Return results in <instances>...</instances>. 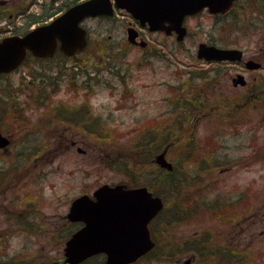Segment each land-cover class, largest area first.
I'll return each mask as SVG.
<instances>
[{
  "label": "rangeland",
  "instance_id": "374dc122",
  "mask_svg": "<svg viewBox=\"0 0 264 264\" xmlns=\"http://www.w3.org/2000/svg\"><path fill=\"white\" fill-rule=\"evenodd\" d=\"M0 1L11 4L15 11L30 0ZM119 15L117 25L122 34L130 18ZM13 21L17 26L22 25L17 19ZM220 24L207 13L192 20L189 38L183 45H175L174 54L162 53L166 56L164 60L158 58L160 55L150 57L156 55L150 49L145 59H141L143 52L139 48L121 50V54H115V62L120 66L124 82L110 71L102 73L101 80L95 84V94L88 97L81 95V87L72 78L65 77L66 82L57 88L61 90L59 95L44 108L61 102L73 106L83 101L90 103L98 119L95 130L92 129L98 133L95 135L75 122L55 119L50 114L53 107L42 109L36 104L33 99L47 83L36 79L34 74L31 76L28 68L0 77V108L9 109L0 130L15 139L10 152H0V182L6 181L0 183V264L56 262L64 248L63 234L69 229L65 216L72 199L84 192L91 194L103 184L131 182L132 175L139 182L147 180L145 171L153 168L145 156L144 135L148 133L158 135L161 142L169 139L174 142L167 158L177 168L173 176L176 184L171 178V183L158 182L157 187L166 204L176 209L173 216H179L178 212L181 215L170 229L174 230L173 238L205 237L209 255L188 254L174 263L146 260L141 264H185L189 258L190 264H221L219 252L211 251L221 244L239 256L233 245L228 246L236 242L242 250L238 264H264V107L235 108L232 104L242 96L231 83L236 68L227 67L223 80L212 87L201 79L211 75L208 71L212 68L206 69L195 57V47L206 42L208 31L211 30L213 37L221 35ZM112 25L96 21L92 26ZM149 37L155 49L173 43L162 35ZM223 37L227 43L238 44L253 53L259 35H251L246 29L232 30ZM97 44L102 43L98 41L92 51L101 47ZM220 93L224 96L215 95ZM207 97L209 100H205ZM175 101L176 110L171 106ZM209 101L220 102V110L225 111L221 114L225 116H208ZM229 114L234 118H229ZM173 135H177L176 140ZM21 138L23 142L19 145ZM249 141L253 142L251 147ZM26 153H31V157ZM19 155L24 161L12 172L11 163ZM215 160L220 162L216 173L213 172ZM201 161L207 168L205 176H190L188 171H194ZM217 199L222 205L226 200L238 201L240 207L234 206L233 210L228 208V203L224 204L223 214L220 209H208ZM199 202L206 204L205 214L185 212L187 205ZM178 204L184 206L178 210ZM167 243L164 239V244Z\"/></svg>",
  "mask_w": 264,
  "mask_h": 264
},
{
  "label": "water",
  "instance_id": "95a60500",
  "mask_svg": "<svg viewBox=\"0 0 264 264\" xmlns=\"http://www.w3.org/2000/svg\"><path fill=\"white\" fill-rule=\"evenodd\" d=\"M234 0H116V6L126 9L142 25L148 23L151 30L175 31L182 41L187 33L183 27L186 16L195 15L204 8L210 13H226ZM110 0H90L75 6L47 26L37 28L23 38L14 37L0 42V74L16 69L24 60L27 50L35 55H45L60 41L62 50L73 53L85 44V31L80 22L89 16L111 15ZM168 22L170 26L165 27ZM129 32V38H133ZM199 58L206 60H240L239 50H220L200 45ZM250 69L258 68L248 62ZM236 84H245L243 76H238ZM8 141L0 136V147ZM158 164L172 170V165L158 156ZM96 200L89 196L77 198L71 207L69 219L82 221L85 226L67 242L66 263L80 264L87 258L105 253L107 264H130L149 252L154 243L150 238L149 222L161 211L162 200L153 197L147 188L125 189L119 185H104L95 193Z\"/></svg>",
  "mask_w": 264,
  "mask_h": 264
},
{
  "label": "flooded vegetation",
  "instance_id": "af4514ba",
  "mask_svg": "<svg viewBox=\"0 0 264 264\" xmlns=\"http://www.w3.org/2000/svg\"><path fill=\"white\" fill-rule=\"evenodd\" d=\"M80 3V0H47L43 5H41V9L44 10L43 15H32L31 13L26 17V21L28 23H31L32 21L37 22V24L41 23L44 24L45 22H48L50 18L55 17L57 15L62 14L72 6ZM7 2H4V4L0 5H6ZM11 5V4H10ZM20 8H17L15 10L16 12L19 11ZM22 10V9H21ZM209 14L207 10L204 12L195 15L190 16L185 19L184 25L187 28L188 34L187 38H189L190 34V27L189 23L192 20H195L202 16L203 14ZM123 14L130 18V21L128 22V28L132 27L136 29L138 39L143 43H141L140 47L143 48V57L146 56V51L149 49H153L155 52H157L159 55L162 53H167L168 51L170 53L174 54V47L176 45V33L172 32L171 34L167 35L164 31H156L152 32L148 25L146 27H142L138 21H135L134 19L129 16V14L123 13V12H115L113 17L107 18V17H98L95 19H87L84 21L83 25L84 28L87 30V46L82 51H78L75 55L72 57H68L64 55L62 52H60L59 48L56 50V52L49 57H45L42 59L36 58L33 56L32 53L28 54V58L26 60V63H34L35 65H50V66H64V67H76L78 68H87L83 71H79L78 78H80V84L81 86L85 87L86 84L91 89V92H87L86 90L81 92V95L88 97V94L93 93V78L95 76V71L93 70L95 67L103 65V66H109L112 64L111 56L112 52L114 50H117L118 48H121L125 45H130L127 40V38H124V29L122 30V34L119 35L118 33L114 34L112 29H99L94 26H92L93 22H101V21H107L112 25V27H116L118 22H120V15ZM209 16L212 19H215L216 21H219L220 24V30L222 31L221 35L217 37L212 36L211 30L208 31V37H206V43L210 45L217 46L222 49H240L243 52V59L238 61H216V62H209L207 63V66L211 67L212 69L208 71L209 74L213 75H207L204 80L211 84L213 87L214 84H218L220 80H223V74L225 69L227 67L236 68L234 71V74L232 75V79L234 76L238 74H243L247 79V83L245 86H234L233 88L235 90H240L242 96L241 98L242 102L236 104V106L239 107H251L252 109H255L258 105L261 107H264V0H235L233 3V6L227 12L226 14H217V15H211ZM10 21L7 22L8 26L13 25V22L11 21L13 19V14L10 15ZM46 19V20H44ZM29 24H25V26H28ZM40 25V24H39ZM242 26L240 28V26ZM166 26H169V23H166ZM232 26V27H231ZM218 27V28H219ZM236 27V28H234ZM4 31L6 28H3ZM248 29L251 35H259V37L256 40V49L255 52H247L243 48V46H240L238 44H232L227 43L224 40V35L230 34L232 30L235 31H241L244 32ZM105 30V33L104 31ZM28 32V29L25 27L21 31L15 30L12 28L10 36L13 35H19L23 36ZM118 34V35H117ZM162 35L167 39L173 40L172 44H166L164 43L163 46H165L163 49L161 44H158V46H161V48L155 49L154 43L150 40V35ZM5 36L4 34H0V37ZM106 42V55H97L95 50H87L91 44H96L97 42ZM98 46H102L103 44H97ZM166 57L165 55H163ZM247 61H254V63L259 65V68L256 70H247L245 67V63ZM239 69V70H238ZM262 73V74H259ZM249 75V76H248ZM86 81V84H85ZM206 94L208 92L206 91ZM214 93H210L212 95ZM218 97L224 96V93L215 94ZM210 97V96H209ZM50 102H46L45 104H49ZM242 105V106H241ZM207 110H208V116L213 115L215 113H219L218 108L219 105H211L210 102L207 104ZM236 107V108H237ZM206 116V114H204ZM252 141V140H250ZM249 141V147L252 146L253 142ZM9 150H0V152L8 153ZM29 216V215H28ZM66 225V224H65ZM70 232V230H69ZM64 235V234H63ZM233 245V250H237L239 256L241 255L242 250L239 249V243H231L228 246ZM219 248V249H218ZM218 250L220 256H227L228 254L230 257H232L233 261L232 264H238L239 256L235 253L233 254L228 249H225L226 247H222L221 244L218 245ZM244 251V250H243ZM198 254H200L198 251L193 250L192 256L195 257ZM224 259V257H223ZM238 259V260H237ZM62 262L64 260V248L61 254V257L58 259ZM222 264H230L228 260L221 261Z\"/></svg>",
  "mask_w": 264,
  "mask_h": 264
},
{
  "label": "trees",
  "instance_id": "16d2710c",
  "mask_svg": "<svg viewBox=\"0 0 264 264\" xmlns=\"http://www.w3.org/2000/svg\"><path fill=\"white\" fill-rule=\"evenodd\" d=\"M69 113L72 114V111L69 110ZM4 115H1V117H3ZM5 117V116H4ZM98 134V133H96ZM177 135H173V139L176 138ZM172 138V136H171ZM144 140H145V156H146V162L149 163L150 160L152 159V157H154V155L157 153V151L163 147L166 144H169V142H171V140H165L163 142H161V138L159 140L158 135H154L151 133L145 134L144 135ZM154 146V148H153ZM165 147V146H164ZM12 169V167H11ZM159 182L164 183V182H169L171 183V178L173 179V175L172 174H168L165 173L163 174V176L159 177ZM173 182L176 184V181L173 179ZM158 183H156V181H152L151 183L147 184L150 188H154L157 186ZM176 187H179V183L176 185ZM156 236V235H155ZM175 246H173L174 248ZM173 250V249H172ZM175 252V251H173Z\"/></svg>",
  "mask_w": 264,
  "mask_h": 264
}]
</instances>
